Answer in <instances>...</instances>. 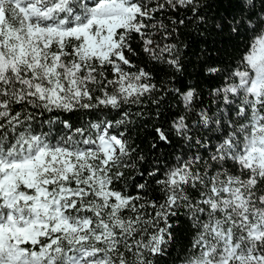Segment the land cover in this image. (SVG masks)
Instances as JSON below:
<instances>
[{
	"label": "snow or ice",
	"instance_id": "snow-or-ice-1",
	"mask_svg": "<svg viewBox=\"0 0 264 264\" xmlns=\"http://www.w3.org/2000/svg\"><path fill=\"white\" fill-rule=\"evenodd\" d=\"M166 5L191 11L209 36L243 38L244 50L234 68L207 69L223 81L211 90L215 108L201 106L194 88L170 90L184 114L156 137L171 144L174 134L195 151L163 172H140L152 180L136 188L154 183L163 194L140 203L113 187L133 166L123 132L108 131L127 123V112L92 124L95 139L52 144L34 133L30 113L14 108L119 110L157 91L143 68L125 70L136 67L126 53L138 36L153 60L182 69L177 45L153 47L146 36L159 25L167 37L154 16ZM92 84L103 86L96 103ZM181 214L193 240L173 257ZM165 256L172 264H264V0H0V264H167Z\"/></svg>",
	"mask_w": 264,
	"mask_h": 264
},
{
	"label": "trees",
	"instance_id": "trees-1",
	"mask_svg": "<svg viewBox=\"0 0 264 264\" xmlns=\"http://www.w3.org/2000/svg\"><path fill=\"white\" fill-rule=\"evenodd\" d=\"M148 2L150 5H155L158 2L163 3V0H148ZM154 16L156 20L161 21L166 26L168 35L165 38L163 30L158 25L157 28L147 30L146 36L153 39V47L156 43L161 46L164 44L177 45L180 50L182 69L177 72L170 65L153 60L148 53L144 52L143 41L138 36L134 37L131 41L133 52L126 53V55L136 67L129 69L125 66V70L136 72L137 69L143 68L151 74V82L157 85V91L142 97L139 103L122 104L119 110L100 106L89 109L77 108L73 112L60 110L48 112L42 108H31L30 106L25 108L21 105H16L14 108L15 111L30 113L34 117L30 121L34 133H46L52 144L60 142L67 136L81 140L91 135L95 139L96 130L91 128L92 124H101L103 127L108 121L114 122L123 119V113L127 112L128 122L119 127L114 125L108 131L109 134L123 132L131 153L127 162L133 166L121 168V171L125 173V179L114 183L113 187L128 195L141 196L140 203L146 200L160 201L163 197L160 192V185L152 183L150 190L135 187L137 182H144L145 178L150 182L152 180L151 177H141L140 172L146 173L153 168H159L163 172L169 166L174 165L178 156L183 157L186 151L191 156L192 152L195 151V149L188 151L181 138L174 134L171 137V144H164L158 141L156 137L155 129L157 127L168 130L177 113L184 114L181 97L170 90L174 86H180L182 90L194 88L201 106L215 108L216 105L210 103L213 99L211 90L222 84L223 81L218 78L219 73L209 74L207 69L209 67L222 70L234 68L244 50L243 38L231 40L227 32L223 36L218 34L209 36L208 32L202 30L201 22L197 16L189 10L172 9L166 5ZM181 20L184 23H180ZM103 71L109 79L113 78L110 67H105ZM102 87V85L96 84L89 85L94 97L92 103H96L95 97L102 96ZM154 99L159 100V103H154ZM189 118H192L191 114H189ZM63 121H67L73 127L66 128L62 123ZM78 128L85 129L83 137L76 131ZM153 145L156 146L153 147ZM81 146L88 147L86 145ZM200 153L207 158L204 149H200ZM139 156H143L144 159H138ZM227 166L232 167L231 162H228ZM157 175H161V173H157ZM147 211L152 212L153 210L148 208ZM192 240L193 232L187 227V218L181 214L174 242L175 251L172 252V256L176 257L182 249L190 248ZM169 251H172L171 245ZM164 261H167V264H172V260L167 256L164 257Z\"/></svg>",
	"mask_w": 264,
	"mask_h": 264
}]
</instances>
